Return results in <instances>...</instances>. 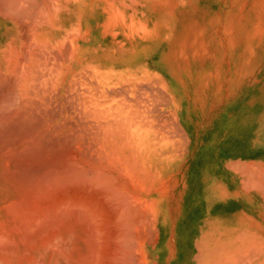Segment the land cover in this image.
<instances>
[{"label":"bare ground","instance_id":"1","mask_svg":"<svg viewBox=\"0 0 264 264\" xmlns=\"http://www.w3.org/2000/svg\"><path fill=\"white\" fill-rule=\"evenodd\" d=\"M1 1H3V0H1ZM182 1H184V0H182ZM125 2L127 3L126 6H124L120 10V6H123L125 4ZM3 3L6 6L5 10H7L10 7L15 12V13H13V11L8 10L9 13L11 11L12 12L11 14H18L17 15L18 20H16V17L13 18L14 15H9L7 13V11L2 9L3 5L1 2L2 7L0 8V69H5V71L3 74L4 76H2L3 72L0 73V76H1L0 78H3L0 80V93L2 94L5 92H8V91L10 93V91H11L13 94L14 89L17 88L18 92L16 91V93L19 94V97H20V94H24V95L27 94L26 98H25V96H24V98L18 97L19 98L18 100H16L17 96L15 99L12 98L13 100H16L13 102V104L10 103L12 105H15V106H13V107H16L15 110L21 109V110L27 111L28 109L35 107L38 110L47 108L49 111V110H51L49 108H51V105H52V104L50 105V102H51L50 99H49L50 102L45 98H44V100L40 99L42 96L39 98L40 94H37L38 92L34 93V95L37 94V95H35V97L36 96L38 97V98H36V99H39L38 101L35 98H33L34 97L33 94H32L33 95L32 97H29L30 93H32L33 91H35V90L41 91V90H39L40 88L36 89L37 88L36 87L35 89L33 88L34 90H32V92H29L28 87H30L31 85L34 84V82H33L34 80L39 81L37 86H40V87L42 86V88L45 87V88H43L44 90H50L49 93L55 89L54 87H56V86L52 87V85L54 84V83L52 84V82H51V84H49V86H50L49 87L48 85H46L47 83H46L45 79L44 80L42 79L40 81L39 78H37L38 75L37 76L35 75V71L38 69L37 64L39 62L41 64L40 66H42V68H41L42 70L40 69V67L38 69V70H40L39 71L40 74L43 75L46 72L48 74V76L50 75L49 78H51V79L54 78V76L56 79V75L54 74V76L51 77V75H52L51 73H53L52 72L53 70H55V71L57 70L56 67H57L58 63H60V65L62 66L64 64L61 62H65V61L68 62V63H66L67 64L66 67L64 66L61 68L65 69L63 73H68L69 75H71L70 74L71 71H75L76 67L79 66L80 64L89 63L90 65H92L95 68L94 71H96L101 76V80L103 81V85H104V83L108 77L107 73H108L109 67H110L111 63L113 62L112 57L110 58V56L115 51L114 50L115 47L111 46V41H110L111 36H112L111 32H113L116 36H122V37L125 36V34H126L121 30H113L110 32V30L108 29V27H109L108 23H109V21H111L113 19V15L111 12L109 13V11H113V10L114 11L117 10V12L121 11V15H122L121 18L122 17L123 18H129L136 23L135 25H137V23H139L140 21H142V23H145L143 21L150 22L149 19L152 16V13L161 4L165 3V1L164 0H4ZM5 6H4V8H5ZM125 7H127L128 11L125 9ZM106 11H108V13L110 14L109 16L112 15L111 16L112 19L107 18L108 16L106 14ZM117 12H116V14H115V12L113 13V14H115L114 18L117 17V15L119 13V12L118 13ZM98 17L100 19H98ZM117 18L119 19V17H117ZM102 19H105L104 24H103L105 26L104 27L105 29L100 30L98 28L100 26L98 23H100V21ZM129 19H128V21H129ZM95 20H97L96 27L99 30V34L97 35V37L94 35L95 29L93 31V28H92V24ZM113 20L112 21L114 22V24H116L117 19H113ZM17 21H20V22L17 23ZM129 22L126 25L129 26ZM140 24H141V22L138 24V26ZM130 25H131V23H130ZM142 25L139 26L138 29H137V26H136V28L129 27L127 32H130L131 34H135L136 37H137V35H139L138 34L139 32H143V33L150 32V29L146 28V25L145 26H142ZM120 28L122 30H126V28H124V27L120 26ZM26 31H28V33ZM29 32H30V34H29ZM5 33H7L8 37L4 36ZM130 33H128L129 36H130ZM129 36L126 35V37H129ZM133 37H131L132 41L135 38V37L134 38ZM28 39H31V41L29 40L30 43L27 42L28 43V47H27V45L25 43H26V40H28ZM123 39H125V37ZM129 39L130 38H128V41L130 42L131 39L130 40ZM116 41H119V39ZM116 41H114V43H116ZM120 43H122V42H120ZM120 43H118V44H120ZM249 43H250V41H249ZM32 45H33L34 49L36 47V50L32 52V53H34V54H32V56L30 55V57L27 58V55L29 54V52H27V51H28V49L32 48ZM129 45H130V43H129ZM24 46L26 47V50H25ZM30 46H31V48H30ZM236 46H237V44H236ZM250 47H251V45H250ZM117 49L118 48H116V51H117ZM119 49L121 50V49H125V48L119 47ZM24 50L26 52L23 53ZM32 50H33V48H32ZM125 51H126V49H125ZM62 52L67 55V58H66V55L65 56L63 55V56H60V59H59V54H61ZM25 53H27V55ZM35 54H36L35 59L37 60L36 62L33 61ZM118 54H121V52ZM122 54H123V51H122ZM40 56L43 57V59ZM121 58H123V56ZM56 59H59V60L63 59L64 61L61 60L59 62ZM13 63H14V65H13ZM215 63H216V61H215ZM60 65L58 64V67ZM113 65H115V63ZM93 67L92 68L90 67L91 69L90 68L89 69L93 70ZM9 68H11V69L8 70ZM61 68H59V70H57V74L61 71ZM85 70H87V71L85 72ZM85 70H83V72H85L83 75H85L89 71L88 69H85ZM42 72H44V73L42 74ZM80 72H82V71H80ZM20 73H21V75H20ZM88 73H89L88 75L90 76L91 72H88ZM36 74H39V73H36ZM78 74H81V73L77 72L76 75H74V74H72V75H74L73 77H75V76L78 77L77 76ZM89 76H87V74H86V76H84V77L88 78ZM69 78H71V77H68V79ZM60 79H62V78H59L58 80H60ZM74 80H73V82H74ZM77 80H79V79H77ZM62 81L63 80H61V83H62ZM70 81H72V80H70ZM48 82H50V81H48ZM158 82H159V79H158ZM75 83H76V80H75ZM88 83L86 82L85 85L87 86ZM80 84L81 83H79V85ZM58 85H60V84H58ZM67 85H68V83H67ZM82 85H84L83 82H82ZM103 85H102V87H103ZM86 86H84L86 88L85 89L86 92L91 93L90 91L94 90L92 88L93 86L91 87L92 89L89 87V89H91L90 91L87 90ZM46 87H49V89H46ZM78 87L79 86H77V88ZM73 88H74V86H73ZM43 89H42V93L44 92L45 94L44 93L43 94L47 95L48 91L45 92V91H43ZM55 90H57V89H55ZM135 90H137V89H135ZM102 91L104 93L103 88H102ZM6 94H8V93H6ZM50 94H52V93H50ZM147 94H148V92H147ZM2 95H1V97H3ZM87 96H88V94H87ZM87 96L86 97L83 96L84 100L77 99L78 102L75 103L77 106L75 104L74 105L72 104L73 106H71V104H70V106L73 107V109H74L73 112L75 114L78 113V110L80 111V109L76 110V108L81 107L82 115H79V113H78V115L86 117L85 118L86 121L89 118L90 119L93 118L96 121L99 119L98 116H101L102 122L106 121L107 119L111 118L112 116L119 117V119L112 117L113 119L111 118V120L112 121L114 120L113 121L114 124L116 122H118L117 120H119V123H117L116 125L113 126L112 125L113 123L111 124V123H109L110 122L109 121V122H107L109 127H105L104 125L106 122L102 123L100 120L99 121L101 122V125L102 124H104V125L103 126L100 125L97 127V125L100 124V122L98 124V121H97V123H95V124H96V127L98 128V130L100 127H101L100 130H102L103 129L102 127H104V128H106V131H107L106 132L105 130H103V132H105V133L102 134V131L97 130L98 131L97 134L98 133L101 135L108 134V132H111V131H108L107 128L109 129L111 127V125L113 127H115V126H118V124H119V125H121L120 127L124 126V128H125V126L127 127V125L129 127V130L127 128V131H126V134H127L126 140H127V138H129V141L127 144H125L126 141L124 140V138L123 139L118 138V140L115 139L116 140L115 142H113L114 141L113 139H112L113 141L109 139V136L115 137V138L117 136L119 137L120 133H118V131L120 129H118V127H117L118 131L116 133H115L116 130L114 131V128L111 127L110 129H112V133L110 135H108V137H107V135L104 137L101 136L102 138H108L109 142L112 143V145L107 144V146H104V147H103L104 144L101 145L102 151L103 150H107V151L109 150L108 152L109 153L111 152V155L107 151L104 152V154L107 152L106 156L107 155L108 156L107 157L103 156L106 160H104L102 157L104 162L101 163V165L99 164L101 161L98 163L96 160L99 157V155H97L98 157H96V155H94L96 157V159L95 158L94 159L96 160L98 165H100V167H101V169H100L101 172L99 171V174H100V176L103 177V179L100 180L101 183H103V186L106 187L105 184L107 185V183H109L110 181H114V182L116 181V183H115L116 185L118 183H120V181H121V183H120L121 185L118 184L116 187L117 189L120 186H122V184L124 185L123 188H121V187H120L121 189L119 188V190L122 191V193H124L123 195H122V193H120L123 199H119L120 201L117 200L118 201L117 203H120L121 205L124 204L123 207L121 208L118 204V206L121 209L120 210L118 209L117 212H114V211L110 210L109 205L106 201V200H108L107 198H109L110 196L109 197L107 196V198L103 197V196H105V195H103L104 190L102 192V195H103L102 196L101 194L98 195V194L94 193V191H92L89 187L87 188V186H84V187H86L87 189H90L91 191L87 190L84 187H81L82 185H80L81 184L80 182H79V185L76 182L77 184H76V186H74L75 183L73 185L72 181L75 182V180L70 181L71 179H73V176L71 174L72 173L75 174L77 171L75 170L76 172L74 173V169L71 167H70V169H72L73 171L71 174L70 173H68V174L70 176H72V178L67 179V177H69V176L68 175L66 176L65 175L66 173H63V175L66 177L63 179H67V180L62 179L64 181L63 182L61 180L62 183L58 180L60 178H58V179H56V181H54L55 179L53 180V178L50 176L49 177L51 179L48 177L50 179V180L48 179L49 180L48 184L45 183L46 179L43 182V184L45 183L46 185L42 184L39 186V183H37L38 184L37 185V184H35L36 182L33 181L34 182L33 183L34 188L37 185L36 186V192H33L32 188H30V186H28V185H24V187L28 186L30 188L29 189L27 187L29 190L28 189H26V190L22 189L21 188L22 183L19 180H17L18 178L16 179V178L12 177L15 175H11V177H12L11 183L12 184H10V185H11V187L13 186L12 188H9L6 186L4 187L3 186V185H5L4 182L2 185L0 184V264H113V263L114 264H120L121 261H122V264H124L125 262H126V264H149V263H151V264H264V237L256 234L255 230H250L248 233L246 232L247 233V234L245 233L246 235L241 233V235H243V236L239 237L241 240L237 237V236H239V234L236 235V238L239 239L238 241H236V246H228V245L223 246V245H221L219 242L222 243L223 240L221 239L222 238L221 234H223L224 232L223 233L218 232V233H220L219 234L220 236L218 234L213 235V240H215L214 242H216L217 245H213V246H209L207 244H204L203 246L198 245V246H196V250H194V247H192V244H191V240L189 239L190 231L187 228V226H185V227L183 226L182 227L183 231H181L179 233L180 234L179 236H176V243H177V248H178L177 254L180 253L178 255V258L175 260L168 259V254L169 253L172 254V249L174 248V247H172L173 242L170 240V236H169V234H170V219L168 217V212L164 208V205H162L160 203L159 198H161V196L158 195V191L160 189L161 194H162V189H161V187L158 188V186H160V184L157 186L156 182L158 181L159 177H164V176H168V178L170 177L171 173L173 171H175L177 168L176 166H174L175 157L179 161V159H181V156H179V155H181V154H179L177 156H175L173 154V147L174 146L176 147V144L173 143V141L169 140V138H167L170 134L168 136H166V135H164V133L161 132L162 131L161 129L163 127L161 128L159 126V128H161V129L158 128L157 122H159V121H157L155 123L157 125V127H155V124H152V121L154 119L156 120V117L154 115L150 114L149 116L150 117L154 116L153 117L154 119H149V116L144 115L145 113L142 114L141 111H139L141 108L140 107L141 105L139 106V104H138V106L140 107L139 110L136 109V105H135L134 110L132 109V108H134L132 106H130V109L126 108L127 109L126 110L125 107L126 106L128 107L129 105H127L128 103L127 104L125 103L126 106L125 107L122 106L123 110L120 111L121 108H118V106L120 107V104L123 105V103L125 101L121 103L120 101L117 100L118 102H116V103L120 102L119 105L116 104L115 102L113 104H115L116 106L118 105L117 109H119V110L116 113L114 111L116 109V106L113 105L114 109L113 110L110 109V110L114 111L115 114H111V111H109V113H107V111L109 110V107L108 108L106 107L107 109H105V110H104V108H102L103 109L102 110L100 105H99V103H101V106H102V103H104V102H105V104L107 103L109 105V102L106 101L107 99H103V100L100 99L101 102H98L97 100H95V98L92 96V94L89 95V97H87ZM43 97H45V96H43ZM103 97H104V94H103ZM1 99H4V98H1ZM5 99H6V97H5ZM5 99H4V101L6 102ZM9 101H8V103H9ZM55 101L56 100L54 99L53 102H55ZM58 102H59V100H58ZM61 103H62V105L60 104L61 106H59V107L57 106V107L59 109L62 108V110H60V112L65 111V115L64 114L60 115L61 113L59 112L58 117H62V119L64 118L63 122L60 123V120H59L58 123H60V124L57 123V125H55L56 123L55 122H54L55 124L53 123V125H55L53 128L57 132L59 131L60 133H61V130H63V132H66L67 128H65V127L69 126L68 124L65 126L64 122L65 121L69 122L70 120H72V115L70 114V112H72V111L68 112L69 110H66L65 107L68 105L65 106V104L62 100H61ZM4 104L5 103H3V105ZM132 104H134L133 100H132ZM79 105H80V107H79ZM52 107H54V106L52 105ZM69 107H67V108L69 109ZM8 109L10 110V108H8ZM37 109H35V112ZM1 110H3V109H0V111ZM5 110H6V108H5ZM130 110H132L134 112H135V110H136V112L139 111V114L134 113V115L136 114V116H133V114H131L132 111H130ZM16 111H18V110H16ZM26 111H25V113H26ZM53 111H55V109ZM150 111L151 110H148L145 112H146V114H148V112H150ZM22 112H24V111H21L20 114H22ZM30 112H31V110H30ZM37 112L36 113L39 114V111H37ZM49 112H48V114H49L48 116L50 117V115L53 112L52 113L50 112L51 114ZM73 112H72V114H74ZM142 112H144V111H142ZM13 113H11V114H13ZM27 113H29V112L27 111ZM40 113H42V111ZM57 113H58V110H57ZM105 113H107V114H105ZM109 114H111V115H109ZM25 115H28V117H30L29 115H31V114L29 113V114H25ZM45 115H47L46 112H45ZM54 115H56V113ZM78 115H77V117L79 118ZM16 116H18V115H16ZM109 116H111V117H109ZM14 117H11V118H14ZM22 117H23V115H22ZM26 117L25 118L23 117V118L26 119ZM35 117H36V115H35ZM35 117H33V118L36 119ZM38 117L40 119V117L42 118V115L39 114ZM43 117H45V116H43ZM102 117H105L106 120H104V119L102 120ZM54 118H55V116H54ZM74 118H76V116L75 117L73 116V120H75ZM78 118H76V119H78ZM82 118H81L82 121L80 119H78V121L80 120L79 122H81L82 126L80 124H78V126L81 127V129L83 131H85V130L87 131L88 127L83 126V124H82L83 121L86 124L88 122L89 123V124H87V126H88V125H90V123L94 124V122L92 123V121H94V120L91 121L89 119L90 122H89V120L86 122L85 119L83 120ZM180 118H181V116H180ZM2 119H4V118H2ZM17 119H18V117H17ZM41 120L43 122L45 120V118H44V120L43 119H41ZM53 120L54 119H52V121ZM122 120H123V122L124 121L125 122L120 123V121H122ZM2 121H4V120H2ZM5 121H6V116H5ZM10 121H12V120H10ZM29 121H31V120H29ZM78 121H77V123H78ZM51 122H50V124H51ZM73 122H72V124H73L72 126L76 127V125H75L76 122L75 123H73ZM126 122H127V124L125 125ZM107 123H106V126H107ZM122 123H123V125H122ZM1 124H2V122H1ZM50 124H48V125H50ZM96 127L94 129L91 125L89 127L90 129L89 128L88 129L89 130L93 129V131L94 130L96 131V129H97ZM57 128L60 130H57ZM71 128H72L71 126H70V128H68L71 130L70 132H72ZM124 128L123 127L121 128V131H120L121 133H124L122 131V129H124ZM77 129H78V127H77ZM77 129L75 130V131H77L76 133H75L74 129H73V132L75 134L78 133L77 134V135H79L78 138H80V134H79L80 129L79 130H77ZM55 130L53 131V133L55 132ZM93 131H90V132H92V134H90V135H93ZM63 132L61 135H63ZM67 132H68L67 135H69L70 134L69 131H67ZM163 132H165V131H163ZM74 133L73 134L71 133V137H72V135H75ZM82 133L83 132H81V134ZM89 133H86V134H89ZM39 134H40V132H39ZM54 134H57V133H54ZM86 134L84 133L85 136H86ZM99 134L97 135V137L99 136L97 139H101ZM113 134H116V135L118 134V135L113 136ZM161 134L164 136V138H163L164 141L159 143L160 141H162V139H160L161 137L159 136ZM95 135H96V133H95ZM51 136H52V134H51ZM58 136H60V134ZM62 137H64V136H62ZM65 137H66V135H65ZM86 137H85V139H86ZM158 137H160V138L158 139ZM39 138H40V136H39ZM82 138H84V136ZM91 138L92 137H90V140H91ZM94 138H95V140H94L95 144L97 143V145H95V144L94 145L98 147V143L100 144V142H99L100 140L99 141L97 140V142H96V136ZM152 138H153V140H152ZM71 139L73 140V138H71ZM1 140H2V138H1ZM75 140L76 139L74 137V141ZM90 140H87L88 143L90 142ZM102 140H101V143H103L105 141L107 142L106 139L103 142H102ZM123 140L125 141V143L123 142ZM28 141H29V139H28ZM28 141L26 143H28ZM78 141H77V144H78ZM62 142H63V138H62ZM85 142L86 141H84V143ZM4 143L5 142H3V144ZM20 143L21 142H19V144ZM38 143H40V142H38ZM80 144L81 143L79 142V145ZM86 144L87 143H85V145ZM89 144L93 145L92 143H89ZM183 144H184V142H183ZM32 145L35 146L37 144H35V145L32 144ZM91 145L89 146L90 149H91ZM27 146H31L30 143ZM33 146H31V149H33L32 148ZM83 146H84V144H83ZM108 146H110L111 150ZM59 147H61V146H59ZM75 147L78 149V147L76 145H75ZM89 147L87 146V148H89ZM105 147H108L109 149L105 148ZM5 148L6 147L4 146V149ZM103 148H105V149H103ZM128 148H131V150H132V154L130 155L131 160H129V161H131V163L127 159L128 154H126L127 153L126 150ZM2 149H0V150H2ZM80 149H82V147ZM90 149L89 150L87 149L88 152L90 151ZM35 150H37V149L35 148ZM38 150H40V149H38ZM100 150H101V148H100ZM112 150H116V152H113ZM83 151H86V150L83 149ZM95 151L96 150H94L93 153H96ZM36 152H38V151H36ZM36 152L34 151L33 153L32 152L31 153L34 155V153H36ZM80 152L82 153V151H80ZM13 153L14 152L11 151V154H12L11 157L9 155H8L9 156L8 157L6 154H3V155L8 157V158H12V160H13L14 159L13 156L16 155L15 153L13 155ZM70 153H72V152H70ZM74 153L75 152H73V154ZM102 153L103 152H101V154ZM23 154L25 156L24 152H23ZM38 154H39V152H38ZM40 154H41V152H40ZM46 154L48 155V153H46ZM96 154H99V153H96ZM104 154H102V155H104ZM1 155H0V157H1ZM33 155H31V156L33 157ZM45 155H44V158L42 156L41 157L43 159H45ZM90 155H92V154H90ZM90 155H88V156H90ZM75 156H74V159H75ZM37 157H38V155H37ZM84 157H86V156H84ZM48 158H49V156H48ZM48 158L46 157V159H48ZM71 158L69 160H71ZM77 159H78V157H77ZM5 160L11 161V159H7V158H5ZM15 160H16V158H15ZM64 160H66V159L64 158ZM86 160H87V158H86ZM47 161L51 162L50 158ZM57 161H56V163L58 164ZM77 161H78V163H81L79 160H77ZM21 162H22V160H21ZM78 163L75 162V164H78ZM59 164H60V166L62 165V163H59ZM59 164L54 165L52 163V164H47L45 166H46V168H49V170H52V171H54V173H56V172H59L58 171L59 167H60ZM65 165H66V163H65ZM71 165H74V162ZM260 165L261 164H259L258 166H260ZM16 166H14V167H16ZM24 166H26V165H24ZM62 166H64V165H62ZM79 166H81V165L79 164ZM89 166H88V168H89ZM129 166H131V167H129ZM21 167H23V166H21ZM27 167H30V165ZM37 167L40 168L42 166L38 165ZM97 167H95L96 169L93 170L94 173H95V171L97 173V169H98ZM158 167H160V170H158L159 169ZM262 167H264V166H262ZM0 168H1V166H0ZM7 168H5V169H7ZM77 168H79V167H77ZM90 168H89V170H90ZM92 168H94V167H92ZM156 168H158V169H156ZM33 169H34V171H36V167H34ZM33 169L31 167V171ZM68 169H69V167H68ZM70 169L68 170L69 172H70ZM7 170H9V168ZM7 170L4 171V169H3V171L1 172L3 175V176H1L2 177L1 180L7 181L8 178L10 179L9 175L12 174V172L10 171L11 172L10 174H9V171H8V173H6ZM0 171H1V169H0ZM17 171H19V170H17ZM21 171L22 170H20V172ZM31 171H29V172H31ZM34 171H33V173H35ZM60 171H62V167H61ZM86 171L87 170L84 169V173L87 174L88 171L87 172ZM1 173H0V175H1ZM82 173H83V171H82ZM89 173H91V172H89ZM13 174H15V173H13ZM29 174L32 175L31 173H29ZM38 174H41V173H39V171H38ZM248 174H249V172H248ZM54 175H56V174H54ZM32 176H31V178H32ZM51 176H53V175H51ZM76 176H78V175H76ZM84 176H85V174H84ZM90 176H92V175H90ZM23 177H26V176H23ZM28 177H30V176H28ZM87 177H88V175H87ZM89 177H88V179H90ZM96 177L99 178V176H96ZM133 178H134V180H133ZM32 179H38V182H39L40 176L37 175L36 178L33 177ZM77 179H79V178H77ZM77 179H76V181H78ZM93 179H94V177H93ZM1 180H0V183H2ZM15 180L18 183H15L16 182ZM43 180H44V178H43ZM35 181H37V180H35ZM41 181H42V178H41L40 182ZM57 181L60 182V184H58ZM82 181L85 182V180H83V178H82ZM97 181L99 182V179ZM24 182H26V184H27L26 180ZM89 182L90 181H88V183ZM95 182H96V180H95ZM129 183H131V184H129ZM47 185H48V187H47ZM114 185L113 186L107 185V186H110V188H111V187H114ZM131 185H133V188L135 190V192L132 191L133 195H130V192H129L130 188L133 189L131 187ZM33 186H31V187H33ZM77 186L79 187V189H77L78 188ZM95 186H99V187L101 186V188L103 189L102 184H97ZM161 186H162V182H161ZM99 187H98V189H99ZM163 187H165V186L163 185ZM47 189H50V191H47ZM102 189H99V190H102ZM108 191L110 192V190H108ZM108 191L105 190L106 193ZM164 191H165V188H164ZM76 192L81 193V195H77ZM86 192H92V194H90V196H87V194H89V193L86 194ZM110 195H112V193ZM131 196L134 198H132ZM77 197H79V198H77ZM81 198H82V200H81ZM110 198H112V200H114L113 198H115V197L111 196ZM110 198H109V200H110ZM116 198H118V197H116ZM131 198L134 199V201H137V203L133 202V200H131ZM75 199H76V201H77V199H78V201L80 199L81 202L77 201L78 203H75L76 202L75 201V202H73V204L74 203L75 204L72 205V203H70V201H73ZM93 199H95L97 201H94ZM93 202H97V204L95 205ZM224 202L227 204V207H231L232 205H234V203L232 202L231 199H229V200L225 199ZM82 203H84L89 208V210L85 211V210L81 209L84 205V204L82 205ZM94 205L96 208L98 205H100V209L99 210L95 209L93 207ZM79 206L80 207L82 206L80 208L81 210L77 211V208ZM87 207H86V209H88ZM91 207H93L95 209L92 213L90 212ZM113 209H115V208H113ZM224 214L225 213L216 214L217 215L216 220L213 222H212V219H215V216H211V218H212L211 220L210 219L206 220L207 224L212 223V225L210 224L211 226H209L212 231L218 229V227L220 228V225L230 226V223H226V221H218L219 218H217V217H219L220 215H224ZM240 214L241 213H239V212L235 213V211H233V212L227 213L226 217L228 215L229 217L233 218V217L239 216ZM118 215H121L125 218H129V220H130V221H128L127 219H125L128 222L126 224L124 223V225L122 224V226H125L129 222H131L130 228L133 230L132 234H134V232L136 231L135 234L133 235V237L131 235H129V237L131 236L132 238H130L128 243L125 241H122L123 242L122 243V242H120L121 238L116 237L119 235V234L117 235V230H116L117 226L115 227V225H116L115 220H117ZM202 216H204V215H202ZM202 216L198 215V219ZM92 218L95 220V221L93 220V224H92ZM79 221H82V224H79L78 223ZM206 221L200 220L197 224L202 225ZM209 221H211V222H209ZM84 223H85V225H84ZM121 223H122V221H121ZM234 224H239V223H237V221L232 222V225H234ZM118 228H119L118 230L120 233V227H118ZM211 230H209V231H211ZM129 232L124 233V234L128 235ZM202 232H204V231H202ZM240 232H242V230ZM207 233H209V232H207ZM121 234H123V232ZM232 235H233V233H232ZM124 236L122 238H124ZM168 237H169V239H168ZM115 239L120 240L119 242L117 241L118 244L115 243L116 249L114 247V240ZM199 241H200V239H199ZM225 241H227V240H225ZM231 242L234 243V240ZM119 243L122 244L123 248H124L123 245H125L127 243V246H125L126 248L122 249V247H121L122 250H117L118 248L120 249ZM117 246H119V247L117 248ZM151 248H152V250H151ZM122 259H124V260H122ZM112 260H113V263H112Z\"/></svg>","mask_w":264,"mask_h":264},{"label":"rangeland","instance_id":"2","mask_svg":"<svg viewBox=\"0 0 264 264\" xmlns=\"http://www.w3.org/2000/svg\"><path fill=\"white\" fill-rule=\"evenodd\" d=\"M164 1H165V3L161 4L152 13V16L149 19L150 22L143 21V22L146 23L145 24V23H142V21H140L141 24L139 26H141L142 24H143L142 26L146 25V28H149L150 32H148V33L139 32L138 33L139 35H137V37L135 36V34H131L130 32H127V30L129 29V27L136 28V26H137V29H138L139 28L138 24L140 22L137 23V25H135L136 23L134 21H132L131 19L123 18V17L121 18V16H122L121 15V11H118L119 12L118 13L117 10L115 9L116 11H114V10L113 11H109V13L110 12L112 13L113 19H117L118 20V21L116 20V24H114V22H113L114 20L111 17L112 15L109 16L110 14L108 13V11H106V14L108 16L107 18H110V19L113 20V21L112 20L111 21L108 20L109 21V23H108L109 27L108 26L107 27L110 30V32L113 31V30H121V31H123L126 34H125V36L122 37V36H116L113 32H111V35H112L111 36V40H110L111 41V46L115 47L114 48L115 51L112 53L113 56L112 55L110 56V58L112 57V61L113 62L111 63V65L109 67V70L110 69L111 70L110 71L108 70V73H107L108 77H107V80L105 81L104 85H103V81L101 80V76L96 71H94L95 68L92 65H90L89 63H82L80 65L78 64L79 66L76 67L75 71H71V73H70L71 75H69L68 73H63L65 69L61 68V67H64V66L66 67V65H67L66 63H68V62H66V61L65 62H61V63L64 64L62 66L60 65V63H58L60 66L58 67V64H57L56 69L59 70V68H61V71L57 74V70L56 71L53 70L52 71L53 73H51L52 74L51 77H53L54 74H55L56 75V79H55V76L52 79L49 78L50 75L48 76V74L46 72L45 73L42 72V74L44 73L43 74L44 76L41 75L40 72H39L40 70H38V69H39V67L41 69L42 66H40L41 65L40 62L37 64L38 65V69L36 70L37 72L35 71V75L36 76L38 75L37 78H39L40 81L42 79L43 80L45 79V81L47 83L46 85H48V86H49V84H51V82H52V84L54 83L52 85V87L56 86L54 88L57 89V90H55L54 88L53 89L55 91L51 89L52 92H50V93H52V94H50L49 93L50 90H44L43 88H45V87L42 88V86L41 87L37 86L39 81L34 80L33 81L34 84L30 86L32 89L30 87H28L29 92H32V90H34L36 87H37L36 89L40 88L39 90H41V91L35 90L32 93H30L29 97H32L35 92L36 93L38 92L37 94H40L39 98L42 96L40 99L44 100V98H45L48 101H49V99L51 100L52 103L49 101L50 105L52 104L54 107H52V105H51V108H49L50 106L48 108L51 109V110L55 109L56 112L53 111V110L52 111L49 110L51 113L53 112L51 114L48 111L47 108H44L45 110L44 109L38 110L37 108L32 107L31 109L27 110L31 114V115H29L30 117L33 115L30 118V117H28V115H25V114H29V113H27L26 110H21L20 109L21 111H24V112H22V114H20L21 111L19 109H16V110H18V111H16L15 110L16 107H13L15 105H12L13 102L18 100L19 98H24V96L26 98L27 94L26 95L20 94V97H19V94L16 93L17 88L14 89V93L13 94H12L11 91H10V93H9V91L5 92V93H2L3 95L0 93V97H1V95L3 96L1 98L5 99V97H6V99H5L6 102L4 101V99L0 98V101H1L0 102V107H1L0 109H3V110L0 111L1 114L3 113L2 114L3 116L0 114V149L3 148L2 150H0V155L2 154L1 155L2 158L0 157V166H1L0 173L3 171V169L5 171L8 168H9V170H7L6 173H8V171H9V174L12 172V174H10V175L8 174L10 179L8 178L7 181L6 180H1L2 179L1 176H3L2 173H1L0 180H1L2 183H0V184L2 185L3 182H4V184H5V185H3L4 187L6 186V187H9V188H12L13 186L11 187V185H10V184H12L11 183L12 177L16 178V179L18 178L17 180H19L22 183V185H21L22 189L26 190V189L29 188L28 186H30V188H32V191L36 192V186L38 185L37 183H39V186H40V185L43 184L45 179H46L45 183H47V184H48V181L51 179L50 177H52L53 180L55 179L54 181H56V179L60 178L58 180L62 183L63 180H67L68 178L71 179L72 176H73V179H71L70 181L75 180V182L72 181L73 185L75 183L74 186H76L77 183L79 185V182H80L81 183L80 185H82L81 187L87 186V188L89 187L92 191H94V193H96L98 195H100V194L102 195L103 190H104V192H105V190L106 191L110 190L112 195H110L111 193L108 191L107 193L103 192V195H105V196H103V195L102 196L105 197V198H107V196L108 197L109 196L110 197L111 196L115 197V198H113L114 200H112V198H110V197H109L110 200H109V198H107L108 200H106L105 198L104 199L107 201L110 210H112L114 212H117L118 209L120 210L123 207V205H124V204L121 205L120 203H117L118 202L117 200L123 199L121 194H120V193H122V191H120L119 188L120 187L123 188L124 185L122 184V186H120L121 185L120 184L121 181H120V183H118V184H120L119 185L120 187L118 186L119 188L117 189L116 187H117L118 184L117 185L115 184L116 181L115 182L114 181H110L109 183H107V185L113 186L115 184L114 187L110 188V186H107L106 184H105L106 187H104L103 183H101V181H100L101 179H103V177L100 176L99 171L101 169V167H100L101 163H103L104 160H106L103 156L107 157L108 155L106 156V153L109 151V150L108 151L107 150H103L102 151V146L101 145L104 144L103 147L107 146V144H111L112 145V143L109 142L108 138H102V137H104L106 135L108 137V135H110L112 133V129H110V128L113 127L114 125H116L117 123H119V120H117L118 122H116L114 124L113 123L114 120L112 121L111 118L113 117V118H116V119L118 118L119 119V117H114V116L111 117V116H109L111 118H109L107 120L105 119V117H102V120L103 119L106 120V121H103L104 123L105 122L107 123V122L110 121L109 123H111V124L113 123L112 124L113 126L111 125V127L109 128L110 130L107 128V130L111 131V132H108V134H106V135H101V134L98 133L100 135L101 139H97L99 137V136L97 137V135H98L97 132L98 131H102V134L105 133V132H103V130L106 131V128H104V127H102L103 128L102 130H100L101 127L99 128V130L97 128L98 126L101 125V122H102L101 121V116H98L99 119L96 120V121L93 118L92 119L89 118L91 121L94 120V121H92V123L94 122V124L90 123V125L87 126V124H89L87 122L89 119H87V121H86V119H85L86 117L79 116V115H82L80 105H79L80 108H78V107L76 108V110L80 109V111L78 110L79 115H78V113L75 114L73 112L74 109L71 106H73L76 102H78L77 99L84 100V97H86L87 94H88L87 97H89V95L92 94V96L98 102H101L100 99H102V100L103 99H107L106 101L109 102V105L107 103L105 104V102H104V103H102V106H101V103H99L101 109L104 108V110H105V109H107L109 107V110L107 111V113H109V111H111L110 109H112V110L114 109L113 105H115V104H113V103L114 102L116 103L118 101H120L121 103L125 101L123 103V105L120 104V107L118 106L120 102L116 103V104H118L117 105L118 108H121L120 111L123 110L122 106L125 107L127 103H128L127 105H129V106L128 107L126 106L125 109L126 108L130 109V106H132V107H134V108H132L134 110L135 109V105H136V109L137 110H139V108L141 107L139 111H141L142 114L145 113L144 115H147V116L152 114V115H154L156 117V120H155L153 118L154 116H152V115H151L152 117L149 116V119H154L155 120V121L154 120L152 121V124H155L157 121H159V122H157L158 128H159V126L161 128L162 127L164 128V129L163 128L162 129L159 128V129L162 130L161 132L164 133V135H166V136H168L170 134L167 138H169V140L173 141V143L176 144V147L175 146L173 147V154L175 156L181 154V155H179V156H181V159H179V161L175 157L174 166H176L177 168H176L175 171H173L171 173L170 177L169 178H168V176L159 177L158 178L159 182L158 181L156 182L157 186L160 184V186H158V188L161 187V189H162V194H161V190L160 189L158 191V195L161 196V198H159L160 203L162 205H164V208L168 212V217L170 219V234H169V236H170V240L173 242L172 243V247H174V248L172 249V254L171 253L168 254V259L175 260V259L178 258V255L180 253L177 254L178 248H177V243H176V236H173V239H172V232H173L172 229H173V227H175V223H176V219H177V217H175L174 215L171 214L172 209H175L178 206H189V205L194 204V203H199V205H205V204H203L204 200H191V199H185V198H181L180 197V195L183 192L185 193V187H184V191H183V186L184 185L182 184V180L185 179L184 171H185V166H186V161H187V153H188V149H189V141H187L188 138H187V136H185L184 131H183V129L187 125H189V123L187 122V120L185 118V114L186 113L184 112V110H181V109L186 104L187 99L189 98V96H187L188 95L187 94V88L182 84L183 82L180 81V80H179V82H176L174 73L178 71L179 75L184 74L186 72L185 71L186 65L188 63L191 64L193 62L210 61V62L215 63V61H216V63H220V64L231 63V62H234V63H243V62L256 63L258 65V74H259L258 75V88H259V101H260L261 100L260 98L262 97V95L264 96V0H184V1H182V0H164ZM1 2H2L3 7L1 5ZM3 2H4V0L3 1L0 0V8L2 7V9L5 10L6 6L4 5ZM126 4L127 3L125 2V4L123 6H120V10L124 6H126ZM4 6H5V8H4ZM125 9L128 11L127 7H125ZM8 10L13 11L12 8L9 7L5 11H7V13L9 15H14L13 18L16 17V20H18L17 19V17H18L17 15L18 14H11L12 12L10 11V13H9ZM114 12H115V14H116V12L118 13L117 17H119L120 20L116 16H115L116 18H114V15H115V14H113ZM13 13H15V12L13 11ZM98 19H100V18L98 17ZM128 19H129V21L131 20L132 22L131 21L129 22ZM104 20L105 19H102L100 21V23H98L100 25L98 27L100 30L105 29L104 28L105 26L103 25L104 24ZM18 22H20V21H17V23ZM128 22H129V26L126 25ZM130 23H131L132 26L130 25ZM96 24H97V20H95L93 22L92 28H93V31L95 29L94 35L97 37V35L99 34V30L97 29ZM120 26L126 28V30H122L120 28ZM26 32L28 33V31H26ZM128 33H130V36L132 35L131 37H133V36L135 37V38L133 37L134 38L133 41H132V39H131V37L129 36ZM29 34H30V32H29ZM126 35H128L129 37H126ZM4 36L8 37L7 33H5ZM124 37H125V39L127 38L126 39L127 41L125 39H123ZM128 38L131 39L130 42L128 41ZM118 39H119V41H116ZM29 40L31 41V39H28V40H26V43H25L27 45V47H28V43H30ZM114 41H116V43H114ZM249 41H250V43H249ZM120 42H122L123 44L120 43ZM118 43H120V44H118ZM129 43H130V45H129ZM240 43L242 44V47H240L241 46ZM236 44H237V46H236ZM244 44H246V45H244ZM250 45H251V47H250ZM119 47H121V48L124 47L126 49V51H125V49H121L120 50ZM30 48H31V46H30ZM32 48H33V50H32ZM32 48L31 49L27 48L28 49L27 52H29L28 55H27V53H25L27 55V58H29L30 55L32 56V54H34L32 52L36 50V47L34 49V47L32 45ZM116 48H118L117 51H116ZM25 50H26V47H25ZM25 50L23 51V53L26 52ZM118 50L121 52V54H122V51H123V54L122 55L118 54V53H120ZM62 53L59 54V59H60V56H63V55L65 56L66 55L65 53H63V54ZM122 56H123V58H121ZM35 57H36V54L34 55V58H33V61L36 62L37 60L35 59ZM41 58L43 59V57H41ZM66 58H67V55H66ZM59 59H56V60H58L59 62L61 60H63V59H61V60H59ZM114 63H115V65H113ZM13 65H14V63H13ZM90 67L91 68L93 67V70H90L91 69ZM11 68H9L8 70H10ZM85 69H88L89 70L88 72H91L90 76L88 75L89 74L88 72L86 73L87 76H89L88 78L84 77V76H86V74L83 75L87 71ZM83 70H85V72H83ZM4 71H5V69H0V73L3 72L2 76H4L3 75ZM80 71H82L83 73L80 72ZM77 72L81 73V74H78L77 75L78 77H76V76L73 77L74 75L77 74ZM36 73H39V74H36ZM72 74H74V75H72ZM20 75H21V73H20ZM68 77H71V78L68 79ZM57 78L58 79L62 78V79L58 80ZM157 78L159 79V82H158ZM1 79H3V78H0V80ZM74 79L76 80V83H75ZM77 79H79V80H77ZM61 80H63L62 83H61ZM70 80H72V81H70ZM73 80H74V82H73ZM48 81H50V82H48ZM82 82H83L84 85H82ZM86 82L87 83L89 82L90 84L88 83L87 86H86L85 85ZM67 83H68V85H67ZM79 83H81V84L79 85ZM58 84H60V85H58ZM177 84H178V86H177ZM102 85H103V87H102ZM73 86H74V88L76 90L73 88ZM77 86H79V87L77 88ZM84 86H86L87 90H89V91L92 88L94 90L90 91L91 93L86 92V90H85L86 88ZM49 87H46V89H49ZM89 87L90 88L92 87V88L89 89ZM102 88L104 90V93L102 91ZM42 89L45 92L48 91V94L44 95L45 93L44 92H43L44 94L42 93ZM135 89H137V90H135ZM147 92H148V94H147ZM188 92H189V90H188ZM6 93H8V94H6ZM37 94H35V95H37ZM103 94H104V97H103ZM35 95H34L33 98H35V99L38 98L37 96L35 97ZM16 96H17V99L13 100V99L16 98ZM43 96H45V97H43ZM54 99L56 100L55 102H53ZM36 100L38 101L39 99H36ZM58 100H59V102H58ZM61 100L64 102L65 106L68 105V106L65 107L66 110H69L68 112L72 111L74 114H72V112H70V114L72 115V120H70L69 122H67V121L64 122L65 126L67 124L69 126L65 127V128H67L66 132H63V130H61V133H60L59 131L57 132L53 127L55 125H57L59 120H60V123H62L63 119H64V118L62 119V117H58L60 110H62V108H60V109L58 108L59 106L62 105ZM132 100H133L134 104H132ZM8 101H9V103H8ZM3 103H5L4 104L5 106L3 105ZM10 103H12V104H10ZM70 104H71V106H70ZM138 104H139V106L140 105L141 106L139 107ZM117 106H116V109L114 110L116 113L119 110V109H117ZM67 107H69V109ZM5 108H6V110H5ZM8 108H10V110ZM35 109H37L36 112L39 111V114L42 115V118L40 117V119H39V117H38L39 114H37L38 112L37 113L35 112ZM30 110H31V112H30ZM57 110H58V113H57ZM148 110H151V111L148 112V114H146L145 111H148ZM25 111H26V113H25ZM41 111H42V113H40ZM47 111L52 116L50 115V117H49L48 116L49 114H48ZM114 111H111V114H115ZM130 111H132V110H130ZM139 111H137V112H136V110H135V112L132 111L131 114H133V116H136V114L134 115V113H138L139 114ZM142 111H144V112H142ZM45 112H46L47 115H45ZM11 113H13V114H11ZM55 113H56V115H54ZM60 113H61L60 115H62V114L65 115V111H61ZM107 113H105V114H107ZM111 114H109V115H111ZM16 115H18V116H16ZM22 115H23L24 118L27 116L26 119H24L22 117ZM35 115H36V117H35ZM77 115L79 116V118L77 117ZM5 116H6V121H5ZM43 116H45V117H43ZM54 116H55V118H54ZM73 116L74 117L76 116V118H78L80 120L83 117L82 119L83 120L85 119L87 124L84 121H83L82 124H83V126H86L88 128L92 125V127L95 129V127H96L95 123H97V121H98V124H99L100 121L101 122H100L99 125H97L96 131L95 130L93 131L92 128H91L92 130H89L90 128L89 129L87 128V131L89 130L87 132L85 130L86 129L85 127H84L85 131H83L81 129V127L78 126V124L81 125V122H79L80 120L78 121V119H76V118H74L75 120H73ZM180 116H181V118H180ZM11 117H14V118H11ZM17 117H18V119H17ZM33 117H35L37 120L34 119ZM2 118H4V119H2ZM44 118H45V120H44ZM41 119H43L44 121L42 122ZM52 119H54V120L52 121ZM2 120H4L5 122L2 121ZM10 120H12V121H10ZM29 120H31V121H29ZM90 120H89V122H90ZM77 121H78V123H77ZM1 122H2V124H1ZM50 122H51V124H50ZM72 122L73 123L76 122L75 123L76 127L72 126L73 125ZM121 122H123V120L120 121V123ZM53 123L55 125H53ZM60 123H58V124H60ZM106 123H105V125L102 124L101 126L104 125L105 127H109L108 123H107V126H106ZM123 123H122V125H123ZM48 124H50V125H48ZM126 124H127V122L125 123V125ZM70 126L72 127L71 128L72 132H70L71 130L68 129V128H70ZM120 126L121 125L118 124V126L113 127L114 131L116 130L115 133L118 131V129H120L118 131V133H120L119 137L117 136L118 134L117 135L113 134V136L116 135L117 137L115 138V137L109 136V139L110 140L113 139L114 141L113 140L112 141L115 142L116 141L115 139L118 140V138H120V139L124 138L126 143H125L124 140H123V142L125 144H127L128 141H129V138H127V140H126V136H127L126 131H127V128L129 130V127H128V125H127V127L125 126V128H124V126H122L124 128V129H122V131L124 133H121L120 131H121L122 127H120ZM77 127H78V129H77ZM117 127H118V129H117ZM155 127H157L156 124H155ZM52 128L55 130L54 133H57V134L53 133L54 130ZM75 128L77 130L80 129V132L78 131L79 134H80V138H78V136H79V135H77L78 133L75 134L77 132V131H75L76 130ZM73 129H74L75 133L73 132ZM57 130H60V129L57 128ZM67 131H69V133H70L69 135H67L68 134ZM90 131H93V135H90V134H92V132H90ZM163 131H165V132H163ZM39 132H40V134H39ZM62 132H63V135H61ZM81 132H83V133L81 134ZM71 133L72 134L74 133L75 135H72V137H71ZM84 133L85 134L89 133V134H86V136L88 135L86 137L84 135ZM95 133H96V135H95ZM51 134H52V136H51ZM59 134H60V136H58ZM65 135H66V137H65ZM39 136H40L41 139L39 138ZM62 136H64V137H62ZM83 136H84V138H82ZM93 136L94 137L96 136V142H97V140L98 141L100 140L99 141L100 144L98 143V147L95 146V145H97V143L95 144V142H94L95 138ZM120 136L121 137L123 136V137L121 138ZM159 136L161 138L158 137V139L159 138L162 139V141L159 142V143H161V142L164 141L163 140L164 136L162 134L159 135ZM74 137L76 139L75 141H74ZM85 137H86V139H85ZM90 137H92L91 140H90ZM1 138H2V140H1ZM62 138H63V142H62ZM71 138H73V140ZM28 139H29V141H28ZM105 139L107 140L108 143L105 141ZM87 140H90L89 143H92L93 145L89 144ZM101 140H102V142L103 141H105V142L101 143ZM152 140H153V138H152ZM27 141H28V143H26ZM77 141H78V144H77ZM84 141H86L85 143L88 144V145L86 144L88 147L91 145V149H90V147L87 148V146L85 145ZM3 142H5V143L3 144ZM19 142H21V143L19 144ZM38 142H40V143H38ZM79 142L82 144V145L80 144L81 146L79 145ZM183 142H184V144H183ZM29 143H30L31 146H33L32 144H34V145L37 144V145L33 146L32 147L33 149H31V146H27V145H29ZM83 144H84V146H83ZM75 145L78 147V149L75 147ZM4 146L6 147L5 148L6 150L4 149ZM59 146H61V147H59ZM110 146H108V147L110 148ZM81 147H82V149H80ZM108 147H105V148H108ZM35 148L37 150H35ZM86 148L88 150L90 149V151L88 152V150ZM100 148H101V150H100ZM105 148H103V149H105ZM9 149L16 154L15 156H13V158H14L13 160H12V158H8L9 156L10 157L12 156L11 151ZM38 149H40V150H38ZM83 149L86 150V151H83ZM21 150L22 151L24 150L23 152L25 153V156H24V154H23V152ZM94 150H96L95 152L99 153V154L93 153ZM110 150H111V148H110ZM34 151L35 152L38 151L39 154L41 152V154L39 155L38 152H36V153H34V155L36 156L35 157L32 154ZM80 151H82V153ZM105 151H107V152L104 154ZM112 151L116 152V150H112ZM126 151H127L126 154H128L127 155V159L129 161V160H131L130 155L132 154V150H131V148H128ZM70 152H72V153H70ZM73 152H75V153L73 154ZM101 152H103L102 154H104V155H102ZM14 153H13V155H14ZM46 153H48V155ZM3 154H6L7 156L9 155V156L6 157ZM87 154L88 155L92 154V155L88 156ZM109 154L111 155V152ZM31 155H33V157ZM37 155H38V157L42 156L43 158H44V155H45V159H43L42 157L38 158ZM83 155L86 156V157H84ZM94 155H96V157H98L97 155H99L100 158L98 157L99 159L98 158L96 159V157ZM258 155L260 157H264V148L259 150ZM48 156H49L51 162L47 161L49 159ZM74 156H75V159H74ZM4 157L7 158V159H11V161L10 160L9 161L5 160ZM46 157L48 159H46ZM77 157H78V159H77ZM102 157H103L104 160L102 159ZM15 158H16V160H15ZM64 158L66 160H64ZM70 158H71V160H69ZM86 158H87V160H86ZM94 158L97 160L98 163L101 161L99 163L100 165H98V163L96 162V160ZM76 159L79 160L81 163H78V161ZM21 160H22V162H21ZM56 161L58 162V164L62 163V165H64V166H62V165L60 166V164H59V166H60L59 170H58L59 172L54 173V171L49 170V168H46L45 165H47V164H52L53 163L54 165H58L56 163ZM73 162H74V165H71V164H73ZM75 162L78 163V164H75ZM129 162L131 163V161H129ZM65 163H66V165H65ZM79 164L81 166H79ZM259 164H261V165L258 166ZM24 165H26V166H24ZM29 165H30V167H27ZM38 165H41L42 167L39 168V167H37ZM14 166H16V167H14ZM21 166H23V167H21ZM76 166L79 167V168H77ZM88 166H89V168L91 166L94 167V168L91 167L92 169L90 168V170H91L90 171ZM262 166H264V161L259 160L257 163L246 164V168L247 169H245L244 167L242 168V173H243L242 174V176H243L242 177V179H243V181H242V193H243V197L247 196L248 199H245V201H239V200L236 201V200H232L231 199L232 202L234 203V205H232L231 207L239 206V203H238V201H239V202H241L240 205L252 207V211H251L252 215L244 214L243 212H239L241 214L239 216H236V217H233V218L229 217L228 215L226 217V214L220 215L217 218H219L218 221H226V223H232V222L237 221V223H239V224H244L243 227H241V228H244V227H247V228L245 230L244 229L242 230L241 233H243V234H245L246 232L248 233L250 230H255L256 234L264 237V169H263L264 167H262ZM4 167L5 168L8 167V168L5 169ZM31 167H32V169L34 167H36V171H34V169L31 171ZM61 167H62V171H60ZM68 167H69V169H70V167L73 168L74 169V173L77 171L78 173L76 172L75 174L78 175V176H76L75 174L72 173V171H73L72 169H70V172H69L68 171L69 170ZM95 167H97L99 169V170L97 169V173L95 171L96 174L93 171V170L96 169ZM129 167H131V166H129ZM83 168L85 170H87L88 173L89 172H91V173H89V174L88 173L87 174L84 173V169ZM158 168H156V169L160 170V167H158ZM17 170H19V171H17ZM20 170H22V171L20 172ZM29 171H31V172H29ZM33 171L36 174L33 173ZM38 171L41 174H38ZM82 171H83V173H82ZM248 172H249V174H248ZM13 173H15V174H13ZM29 173H31L33 176L30 175ZM63 173H66L65 175L66 176L68 175L69 177H67V179H63V178H66L63 175ZM68 173H70V174L72 173L71 174L72 176H70ZM54 174H56V175H54ZM84 174H85V176H84ZM11 175H15V176L11 177ZM37 175L40 176L39 182H38V179H32L33 177L36 178ZM51 175H53V176H51ZM87 175H88V177L90 175H92V176H90L89 177L90 179H88ZM23 176H26V177H23ZM28 176H30V177H28ZM31 176H32V178H31ZM96 176H99V178H97ZM93 177H94V179H93ZM41 178H42V181L40 182ZM43 178H44V180H43ZM77 178H79V179H77ZM82 178H83V180H85V182L86 181L87 182L86 183L83 182ZM76 179L78 181H76ZM98 179H99V182L97 181ZM25 180L27 181V184H26V182H24ZM35 180H37V181H35ZM95 180H96V182H95ZM133 180H134V178H133ZM33 181L36 182L35 184H37L35 186V188L33 186L34 185ZM88 181H90V182L88 183ZM60 182L57 181L58 184H60ZM161 182H162V186H161ZM15 183H18V182L16 181ZM97 184H102L103 189L101 188V186L100 187L99 186H95ZM129 184H131V183H129ZM24 185H28V186L24 187ZM163 185L165 187H163ZM31 186H33V187H31ZM47 187H48V185H47ZM98 187H99V189H102V190H99ZM131 187L133 188V185H131ZM84 188H86V187H84ZM164 188H165V191H164ZM77 189H79V187ZM90 189H87V190L91 191ZM47 191H50V189H47ZM132 191L135 192L134 188L133 189L130 188V190H129L130 195H133ZM78 193L79 192H76L77 195H81V193H79V194ZM87 193H89V194H87ZM86 194H87V196H90V194H92V192H86ZM123 194L124 193H122V195ZM116 197H118V198H116ZM77 198H79V197H77ZM132 198H134V197H132ZM132 198H131V200H133V202L137 203V201H134V199H132ZM81 200H82V198H81ZM81 200L79 199V201H78V199H77L78 202H81ZM93 200L97 201L95 199H93ZM228 200H229V198H228ZM75 201H76V199L73 200V201H70V203H72V205H74L75 203H78L77 201L76 202ZM73 202H75V203L73 204ZM93 203L95 205L97 204V202H93ZM83 204L84 203H82V205ZM118 204H119V206L121 208L118 206ZM95 205L93 207L95 209L99 210L100 209V205H98L97 208L95 207ZM110 205L111 206L113 205V206L111 207ZM221 205L227 207V204L224 202V199L221 200ZM253 205H255V206H253ZM81 207L79 206L77 208V211H79L81 209H83L85 211L89 210V208L85 204L83 205V207L85 209L83 207L82 208ZM86 207L88 209H86ZM93 207H91V210H90L91 213L95 210ZM113 208H115V209H113ZM219 213L220 212L216 211L213 214H209L210 216L209 215L202 216L201 214H199L202 217H200L198 219V216H197L196 224L200 220H204L205 221L204 218H206V220L207 219L211 220L212 219L211 216H215V219H212V222H213V221L216 220V216H217L216 214H219ZM117 217H118L117 220H115V222H116L115 227L117 226L116 227L117 235L118 234L119 235L116 236V237L117 238L120 237L121 241L119 239H115L114 240L115 249H116V246H115L116 244L115 243L118 244L119 241L120 242L125 241V242L128 243L130 238H132L133 235L136 232L134 230L135 232H134V234H132L133 230L130 228V223L131 222H129L125 226H122V224L124 225V223L126 224L128 221H130L129 218H125V217H123L121 215H118ZM180 217H179L178 220L181 221V219H183L184 217L185 218H192L193 216L185 215V216H180ZM185 218H184V220H186ZM125 219H127L128 221L125 220ZM93 220L94 219L92 218V224H93ZM121 221H122V223H121ZM184 222L182 224H185ZM209 222H211V221H209ZM78 223L82 224V221H79ZM84 225H85V223H84ZM185 226H186V224L184 225V227ZM118 227H120V233H119V230H118L119 228ZM127 231L128 232L130 231L129 234L128 235L124 234V233H128ZM122 232H123V234H121ZM124 235L125 236L127 235L128 237L127 236L125 237ZM129 235H131L132 237L131 236L129 237ZM123 236H124V238H122ZM241 236H243V235H241ZM168 239H169V237H168ZM127 243L125 245H123L124 248H126L125 246H127ZM119 245H120V249L118 248L119 246H117V248H118L117 250L124 249L122 247V244L119 243ZM121 247H122V249H121ZM192 247H194V250H196V246L192 245ZM151 250H152V248H151ZM122 260H124V259H122ZM112 263H113V260H112ZM120 264H122V261H121ZM124 264H126V262ZM149 264H151V263H149Z\"/></svg>","mask_w":264,"mask_h":264},{"label":"crops","instance_id":"3","mask_svg":"<svg viewBox=\"0 0 264 264\" xmlns=\"http://www.w3.org/2000/svg\"><path fill=\"white\" fill-rule=\"evenodd\" d=\"M185 71L181 75L178 71L174 73L176 82H183L189 96L181 109L189 123L182 128L188 138L189 149L185 179L182 180L185 193L180 197L204 200L205 205L194 203L172 209L171 214L177 217L172 239L180 235L186 224L193 246L217 245L213 235L223 232V241L219 243L236 246L240 231L247 228H241L244 224L220 225L212 231L209 227L212 223L207 224L206 218L202 225L196 224V220L199 214L209 215L216 211L252 215V207L240 205L239 201L248 199L242 193V168L247 169L246 164L264 161V157L258 155L264 148V96L259 101L258 65L252 62L215 64L202 61L188 63ZM228 198L239 200V206H222L221 200ZM185 215L193 217L178 220ZM238 234L239 239L236 238ZM233 240L234 243L231 242Z\"/></svg>","mask_w":264,"mask_h":264}]
</instances>
